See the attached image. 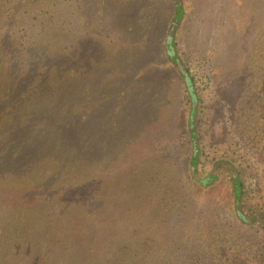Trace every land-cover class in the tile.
<instances>
[{"label": "rangeland", "instance_id": "374dc122", "mask_svg": "<svg viewBox=\"0 0 264 264\" xmlns=\"http://www.w3.org/2000/svg\"><path fill=\"white\" fill-rule=\"evenodd\" d=\"M146 1L107 0L108 5L100 9L93 7L92 10L100 12L103 23L110 16V24L99 22L101 24L98 25L112 27L114 18L116 23L122 18L125 22H134L138 6H145ZM235 1L237 3L234 0H182L185 8L183 21L175 33L172 49L180 64L189 67V77L194 78L193 91L199 96L196 100L199 111L197 136L202 164L210 166L212 159L219 157L237 167L247 185L244 196L246 210L257 211L264 207V164L251 155V141L247 140L246 134L239 128L235 130L232 125L235 121L239 125L243 116L240 113L242 104L234 107L231 92L237 84L235 80L239 81L237 77L246 57L245 51L252 48L240 45L245 38L257 36L252 26L247 30L246 23L260 25L258 10L261 5L258 0L255 3L257 14L245 22L241 1ZM242 1L250 3V0ZM166 5L164 13L166 21H169L171 0H167ZM112 6L120 14L115 16ZM160 9L155 12L153 22L147 23L145 46L136 44V48L144 46L143 52L131 51L129 34L115 35L116 30L111 32L108 28L98 38L99 41L96 42L97 37L93 36L96 40L89 39L84 43L87 58L90 56L95 63L102 61L96 67L97 71H94L93 62H84L86 59H82V52L80 59V53L73 58L81 61L82 70L93 69L90 72V77L94 78L92 85L89 79L81 95L82 102L92 101L89 105L93 109H83L82 114H90L88 119H84V126L94 129L98 142L96 139L95 152L91 155L86 152L82 166L73 170L74 175L69 180L73 183L74 192L79 191L78 181L83 180L84 186L76 196L72 195L73 192L69 197L85 200L96 194L100 200L99 195L102 194L103 203L108 199L111 201L112 195L120 199L124 196L120 203L126 201L124 206L112 208L118 209L114 213L118 221L110 222L108 227L100 232L96 230L92 235L87 224H81V234H86L87 241L100 244L118 240L123 244L127 239L134 243L144 242L146 252L140 257H132L135 264H264V230L258 224H238L232 219L233 211L228 206V179L215 182L209 189H201L188 175L190 140L185 126L188 105L183 96V77L178 66L171 63L166 54L165 33L158 31L155 34L154 31L163 18ZM204 21L212 25L206 35ZM81 22L74 20L72 30L79 32ZM117 27L121 31L120 26ZM134 31L139 32L136 28ZM247 41L252 44L251 40ZM142 65L145 68L140 69ZM8 82L11 79L0 80V89ZM168 188H171L170 193H178L176 203L168 210L169 217L163 213L161 201L157 199ZM32 189L19 190V195L24 197L23 205L28 206L30 214L36 198L41 200L37 191ZM6 194L0 193V222L3 223L0 224L3 240L0 264H18L22 256H12L13 253L7 252L12 247L18 255V224L13 226L18 223V186L8 187ZM4 199L11 201L9 208L2 202ZM157 201L159 205H156ZM122 210L123 214H120ZM76 213L77 217L84 219L83 211ZM6 215L11 216L8 222ZM125 227L133 230L134 234L129 238ZM14 231L17 236L11 235ZM10 240L17 242V246L14 243L11 246L13 241ZM56 242L60 243V240ZM172 244L177 249L172 256L175 259L168 260L171 256L165 252L160 256V248L165 251ZM152 250L158 251V256ZM39 251L41 256H29L30 264L33 258L36 259L33 264H64L62 256H44L46 252H52L51 248ZM73 253L69 246L64 257Z\"/></svg>", "mask_w": 264, "mask_h": 264}, {"label": "trees", "instance_id": "16d2710c", "mask_svg": "<svg viewBox=\"0 0 264 264\" xmlns=\"http://www.w3.org/2000/svg\"><path fill=\"white\" fill-rule=\"evenodd\" d=\"M166 1L148 0L145 6H138L134 22H125L122 18L116 23L114 18L112 27H103L111 23L110 16L103 20V23L100 21V12L92 9L104 7L107 0H0V80L11 79L10 83L0 89V193L7 195L8 187L18 186V223L13 224H18V255L12 247L7 251L10 255L13 253L12 256H22L18 264H30L29 256H41L39 249L48 248H51L52 252H46L44 256H62L64 264H135L132 257H140L146 252L143 249L146 246L144 242L134 243L125 239L123 244H119L120 240L100 244L92 240L87 241L86 234H81L82 225L87 224V230L92 235L96 230L100 232L108 227L110 222L118 221L119 218L114 214L118 209L112 208L115 205L124 206L126 201L120 203L124 196L120 199L112 195L111 201L108 199L103 203L102 194L99 195L100 200L96 194L85 200H73L69 197L75 190L69 180L74 175L73 170L82 166L86 152L90 155L95 152L96 139L98 142V138L94 137V129L84 126V119H88L87 115L90 114H82L83 109H93L89 105L92 101L84 103L81 98L82 90L89 79L92 85L94 78L90 77V72L93 69L89 67L82 70L79 65L81 61L73 58L80 53V59L82 52V59H86L84 62H93L95 71L102 61L95 63L90 56L87 58L84 43L90 41L89 39L96 40L93 36L97 37L96 42L99 41L98 38H101L108 28L111 32L116 30L113 33L115 35L129 34L128 40H132L131 51L143 52L147 23L153 22L155 12L161 6L160 13L163 18L154 31L155 34L158 31L165 33L168 44L166 54L170 62L178 66L183 77V96L188 105L185 125L190 140L188 175L201 189H209L215 182L228 179V206L233 211L232 219L238 224H258L264 230V207L257 211L246 210L244 196L247 185L239 169L219 157L212 159L210 166L202 164L197 136L199 111L196 100H199V96L193 91L194 78L189 77V67L180 64L172 49L185 8L182 0H171L172 13L169 21H166ZM240 1L245 22L247 18H254L257 14L255 3H258V0H250L249 5ZM234 2L237 3L235 0ZM260 5V25L246 23L247 30L252 26L257 36L245 38L240 45L252 48L245 51L246 57L237 77L239 81L235 80L237 84L231 96L235 100L234 107L242 104L243 109L240 111L242 122L238 125V121H235L232 125L235 130L239 128L246 134L247 140L251 141V155L258 159L257 162L264 164V0H260ZM112 9L115 16L120 14L115 10V6H112ZM74 20L83 21L79 32L71 28ZM99 22L103 25H98ZM204 22L206 35L212 25L211 22ZM135 28L139 30L138 33H135ZM247 40H251L252 44ZM136 44L144 46L136 48ZM143 68L144 65L140 67ZM70 111L77 117L71 115ZM135 181L136 178L134 182L130 179L131 183ZM76 186L80 191L84 181H78ZM126 187L129 188L128 185ZM30 188L35 189L36 194L41 197V200L36 198L33 204L28 203L34 206L32 214L26 208L28 206L23 205V194L19 195V190ZM170 190L171 188H168L157 197L166 216L178 197L177 192L170 193ZM79 191L72 195L76 196ZM2 202L8 208L11 205V201L7 199ZM159 204L157 201L156 205ZM76 212H80L84 219L77 217ZM120 214H123V210ZM10 217L6 215L5 220L10 221ZM125 228L127 237H131L133 230ZM123 231L125 233V230ZM11 235L17 236V232L14 231ZM57 240H60V243H57ZM1 241L3 242L2 236L0 244ZM13 243L16 247L17 242H11V246ZM69 246L74 253L64 257V251ZM152 251L158 256V251ZM159 252L160 256H163L164 252L171 256L168 259L170 260L175 259L172 256H175L177 249L172 244L168 245L165 251L160 248ZM35 260L32 259V264Z\"/></svg>", "mask_w": 264, "mask_h": 264}]
</instances>
